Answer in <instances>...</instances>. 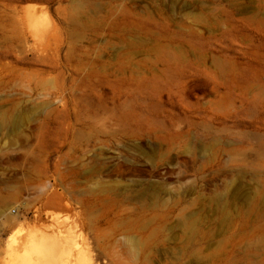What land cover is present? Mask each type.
<instances>
[{
	"label": "rangeland",
	"instance_id": "rangeland-1",
	"mask_svg": "<svg viewBox=\"0 0 264 264\" xmlns=\"http://www.w3.org/2000/svg\"><path fill=\"white\" fill-rule=\"evenodd\" d=\"M35 259L264 264V0H0V264Z\"/></svg>",
	"mask_w": 264,
	"mask_h": 264
},
{
	"label": "bare ground",
	"instance_id": "bare-ground-1",
	"mask_svg": "<svg viewBox=\"0 0 264 264\" xmlns=\"http://www.w3.org/2000/svg\"><path fill=\"white\" fill-rule=\"evenodd\" d=\"M11 216H13L12 215V211H11ZM39 249V248H38ZM38 249H36V250H38ZM39 255V254H38ZM31 264H44V260L42 261L41 259H35V260H33L32 262H30ZM29 263V264H30ZM22 264V263H21ZM24 264V263H23Z\"/></svg>",
	"mask_w": 264,
	"mask_h": 264
}]
</instances>
